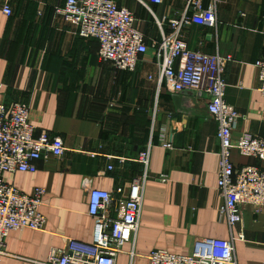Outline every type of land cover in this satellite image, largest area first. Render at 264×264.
Instances as JSON below:
<instances>
[{
  "label": "crops",
  "instance_id": "obj_1",
  "mask_svg": "<svg viewBox=\"0 0 264 264\" xmlns=\"http://www.w3.org/2000/svg\"><path fill=\"white\" fill-rule=\"evenodd\" d=\"M129 10L149 42L160 40L156 21L179 18L187 0H114ZM65 0H0V103L21 102L30 109L36 133L60 137L61 158L37 162L35 173L7 174L4 180L20 193L45 195L41 231L11 232L7 257L0 264H41L52 248L67 241L90 244L94 220L88 214L92 189L113 193L122 188L113 217L122 213L133 179L145 169L139 154L151 145L134 244L124 246L117 264H147L151 252L179 256L193 253L200 240L232 241L237 264H264V218L252 206L242 208V222L231 228L221 216L217 190L220 143L204 94L157 92L154 52L134 73H115L99 61L98 44L78 38L73 24L55 14ZM12 16L2 14L4 5ZM215 8L214 27L184 30L189 50L231 56L223 73L225 102L241 115L233 141L250 135L264 141V99L257 91L254 64L264 60V0H202ZM169 143L171 148H164ZM232 164L264 163L231 154ZM112 170L108 171V167ZM243 235V240L238 235Z\"/></svg>",
  "mask_w": 264,
  "mask_h": 264
},
{
  "label": "built area",
  "instance_id": "obj_2",
  "mask_svg": "<svg viewBox=\"0 0 264 264\" xmlns=\"http://www.w3.org/2000/svg\"><path fill=\"white\" fill-rule=\"evenodd\" d=\"M148 1L161 5L164 0ZM201 2L187 0L179 18L167 22L157 20L160 40L149 43L138 30L133 14L114 0H65L62 7L55 8V14L73 24L78 38L95 41L99 61L110 65L115 73H134L141 59L152 50L157 74L149 80L155 83L158 93L163 90L170 94L188 91L204 94L207 112L218 125L217 190L224 202L220 213L233 228L241 224L245 206H252L254 213L264 218V171L256 166L235 167L231 154L236 151L242 157L264 163V141L250 135H242L236 141L232 139L241 115L224 99L223 73L226 65L232 62L231 56H209L191 51L184 40V30L190 25H216L215 8L204 9ZM2 14L11 17V7L4 5ZM254 67L258 73L257 91L264 99V60L257 61ZM151 147L148 145L138 156L137 162L145 171L132 180L130 195L119 217H113V213H117L114 207L119 203L122 188L109 193L94 190L91 184L84 182L83 188L89 192L88 214L94 220L92 242L83 244L68 240L64 248H52L41 264H117L118 257L125 253L124 246L134 244ZM163 147L168 149L171 145L164 143ZM65 152L60 137L36 133L26 104L0 103V261L8 256L5 241L11 232L41 231L46 222L40 212L45 191L38 188L31 196H26L7 183L4 176L33 174L38 161L61 158ZM111 170L109 166L108 171ZM238 239L243 240V235H238ZM134 256L133 252L129 254L130 264ZM144 259L147 264H237L232 241L210 239L197 241L189 256L157 250Z\"/></svg>",
  "mask_w": 264,
  "mask_h": 264
}]
</instances>
